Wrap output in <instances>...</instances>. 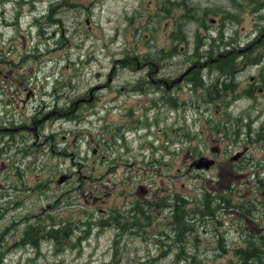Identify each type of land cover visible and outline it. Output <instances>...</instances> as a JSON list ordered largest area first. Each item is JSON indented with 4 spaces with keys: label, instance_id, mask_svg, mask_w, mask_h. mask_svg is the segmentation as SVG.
<instances>
[{
    "label": "rangeland",
    "instance_id": "374dc122",
    "mask_svg": "<svg viewBox=\"0 0 264 264\" xmlns=\"http://www.w3.org/2000/svg\"><path fill=\"white\" fill-rule=\"evenodd\" d=\"M1 49L0 264H226L250 232L264 236L261 212L245 224L224 210L219 253L208 217L192 214L178 240L171 203L142 202L199 198L218 177L234 182V202L245 181L255 192L249 169L227 157L245 146L264 181V0H0ZM142 56H160L173 74L198 66L169 92L137 93ZM109 73L97 105L70 119L71 99ZM202 155L212 165L188 170ZM53 223L68 225L62 237L23 239Z\"/></svg>",
    "mask_w": 264,
    "mask_h": 264
},
{
    "label": "trees",
    "instance_id": "16d2710c",
    "mask_svg": "<svg viewBox=\"0 0 264 264\" xmlns=\"http://www.w3.org/2000/svg\"><path fill=\"white\" fill-rule=\"evenodd\" d=\"M22 16V14H21ZM220 54V53H219ZM231 56L230 53H227L225 57L220 58L221 60H224L225 58ZM217 60V57H215L212 61ZM198 66V65H197ZM197 66H193L188 72L185 73V75H190ZM198 80V79H196ZM72 101V99H71ZM70 101V102H71ZM72 103V102H71ZM71 105V104H70ZM70 105H68L67 109H70ZM37 116L33 117V120H35ZM228 161H230L231 156H227ZM245 162L244 159H241V163H236L234 165L235 169H242V163ZM259 159H256L254 162L256 165L258 164ZM230 166V162H227ZM190 162L187 163L188 167L187 169H190L189 166ZM193 169V168H192ZM259 174V169L256 171ZM228 172L227 174H229ZM220 175V174H219ZM218 175V176H219ZM237 176H241L242 173H237ZM227 183H220L219 177L215 178V186H212V191L206 190L202 192L201 196L199 198L197 197H191L190 199L181 194H174L173 197H170V194L168 195H157L155 196L153 193L147 194L146 198L142 200L143 203H146V205L154 208L155 206H166L167 203L168 207L170 206L171 209V226L174 227V229L178 230L176 236L178 237V240H181V236L183 234V231L192 229V223H190L189 217L192 214H197L200 218V221L205 224L206 220L204 217H208L211 221L210 223L213 226V234L216 237V247L215 249L219 251V253H227L226 248V238L224 237V233H227L230 229L229 227H224V230L221 231L219 227L223 225L225 222L224 219L221 216V212L226 210H232L234 214L237 212V219L240 220V217L246 218V214H252L253 217L251 219H256L255 215L257 213L258 203L259 199L258 196L255 195L259 190L260 193L264 191V183H258L254 181V189L255 192L250 193V187L249 184L242 183L240 189H242V195L238 197V201L234 202L232 199V192L231 187L234 185V182H231V180H228ZM264 182V181H263ZM231 184V185H230ZM233 184V185H232ZM234 188V187H232ZM257 190V191H256ZM223 191V192H221ZM248 193V196H247ZM160 200V202H158ZM185 203H191V206L186 207ZM132 210L136 209V206H132ZM231 213V211H230ZM147 220L149 218H146ZM248 219L246 218L244 223H248ZM58 224V223H57ZM118 226L119 224L116 223ZM134 224H137L134 223ZM48 227V229L43 230L45 227ZM45 227L42 226H30L29 227V236L24 237L23 239L25 241L34 242L35 238L38 234L45 233L48 234L47 236H52L54 238H59L61 236V231L63 232V228L68 227V225H56V223L48 224ZM244 226V225H243ZM42 232V233H41ZM247 232V231H246ZM248 233V232H247ZM259 233L250 232L247 237L244 238V244H238L233 247V258L229 259L226 264H264V247L263 242L264 238L263 233H260L261 235L259 237H255L254 235H258ZM36 235V236H35ZM195 239H197V236H195ZM263 241V242H262ZM24 242V241H23ZM191 258V264L195 260L194 255L189 256ZM200 262V261H199ZM203 264V263H201Z\"/></svg>",
    "mask_w": 264,
    "mask_h": 264
},
{
    "label": "flooded vegetation",
    "instance_id": "af4514ba",
    "mask_svg": "<svg viewBox=\"0 0 264 264\" xmlns=\"http://www.w3.org/2000/svg\"><path fill=\"white\" fill-rule=\"evenodd\" d=\"M4 52L3 49L0 50V58H2V62L5 60L4 58ZM214 59V58H213ZM211 59V60H213ZM135 63H136V67L137 69H142L144 72L140 75L137 76L136 78L138 79H132V89L137 91V93H146L149 91H153V92H162V93H166L169 92L172 89H175L177 86V82L179 81H184V79H186V75L182 74V72L180 73H176L173 74L172 72H170L169 70L166 69V64L163 61V58H161L160 56H142V57H135ZM198 63H191L188 64L187 67H189V69H191L193 66H197ZM191 71V70H190ZM112 73V72H111ZM111 73H109L108 76V80L106 83L101 84V81L98 82H92V83H88L87 87L85 89H83L82 93H78L76 96V99L72 98V103L70 105V109H67L66 112L70 113L69 118L72 119L73 121L75 119L78 120H84L85 119V115L82 114V110L86 109V108H92L95 105H97V98H98V92L103 91V87L108 85L111 80H112V76ZM128 84V83H127ZM2 88V86L0 87ZM4 89V88H3ZM1 89L0 90V102L4 99V90ZM30 93H27L26 96H29ZM49 94H53V93H49ZM174 95H168L167 99L171 102H175L174 97H172ZM25 100V99H23ZM157 100H162L166 105L169 104L165 101L163 95L159 96L157 98ZM69 99H66V103L68 104ZM41 102L43 103H48L47 100L43 99ZM65 103V104H66ZM49 104V103H48ZM50 105V104H49ZM53 105V104H52ZM49 109V108H48ZM47 110V108H46ZM36 114L32 115L35 116ZM48 115V113H47ZM84 115V116H83ZM42 117V115H41ZM41 117H39L38 119L34 120L33 124H32V128L34 130L37 129L38 124L37 123H41V121H38L41 119ZM43 123V122H42ZM27 124L26 123H22L21 127L22 129H26L27 128ZM31 128V127H28ZM116 133H113L112 135L114 136ZM52 136V134H51ZM121 136L124 137V129L121 131V134L117 135L116 137ZM93 139V138H91ZM96 144H98V142H96ZM213 148H216L215 146H213ZM96 148L94 147V152H95ZM240 151V150H237ZM236 151V152H237ZM217 152L219 153V149L217 148ZM245 152H246V146L242 149V152H240L237 157H233L235 154H232L230 157V162L233 163L235 161V165L236 163H241V159L245 156ZM230 163V166L232 165ZM250 163V162H249ZM248 162H243L242 163V169L244 167H247L249 169L248 172V176L247 178L250 180H254L258 183H263V178L256 172L257 169H259V166L256 165L255 163H251V165H249ZM241 169V170H242ZM93 190V189H91ZM261 190L258 191V194L255 193V195H264V191H262L260 193ZM94 199L98 200H102L103 199L100 196H94ZM259 199V203H258V208H257V212H261V214H264V204L262 199ZM105 211V210H103Z\"/></svg>",
    "mask_w": 264,
    "mask_h": 264
},
{
    "label": "water",
    "instance_id": "95a60500",
    "mask_svg": "<svg viewBox=\"0 0 264 264\" xmlns=\"http://www.w3.org/2000/svg\"><path fill=\"white\" fill-rule=\"evenodd\" d=\"M188 70L189 68L185 72H187ZM238 154L239 152L236 153V155H234L233 157H237ZM213 161L214 159L212 157H207L205 155H202L192 160L190 162V166H195L197 168H209L213 163ZM65 178H66V174L60 175V177L58 178V182H62Z\"/></svg>",
    "mask_w": 264,
    "mask_h": 264
}]
</instances>
